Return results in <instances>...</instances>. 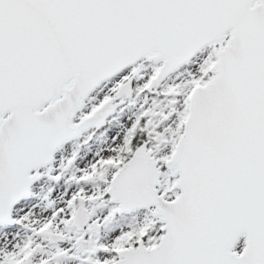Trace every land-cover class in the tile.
<instances>
[{"label":"snow or ice","instance_id":"snow-or-ice-1","mask_svg":"<svg viewBox=\"0 0 264 264\" xmlns=\"http://www.w3.org/2000/svg\"><path fill=\"white\" fill-rule=\"evenodd\" d=\"M0 264H264V0H0Z\"/></svg>","mask_w":264,"mask_h":264}]
</instances>
